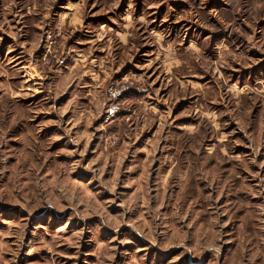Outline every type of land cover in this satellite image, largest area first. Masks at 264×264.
<instances>
[{"label": "rangeland", "instance_id": "rangeland-1", "mask_svg": "<svg viewBox=\"0 0 264 264\" xmlns=\"http://www.w3.org/2000/svg\"><path fill=\"white\" fill-rule=\"evenodd\" d=\"M0 264H264V0H0Z\"/></svg>", "mask_w": 264, "mask_h": 264}]
</instances>
